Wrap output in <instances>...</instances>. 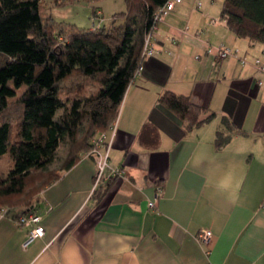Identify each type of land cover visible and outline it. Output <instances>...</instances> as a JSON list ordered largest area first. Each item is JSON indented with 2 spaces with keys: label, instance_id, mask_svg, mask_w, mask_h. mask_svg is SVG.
<instances>
[{
  "label": "crops",
  "instance_id": "0c3cea01",
  "mask_svg": "<svg viewBox=\"0 0 264 264\" xmlns=\"http://www.w3.org/2000/svg\"><path fill=\"white\" fill-rule=\"evenodd\" d=\"M221 7L182 0L158 22V52L145 59L116 119L110 165L122 174L94 189L95 162L82 153L41 193L42 237L25 245L30 225L0 214V264H264V71L254 63L264 62V43L237 37ZM221 45L237 55L219 58ZM166 90L216 116L186 131L158 103ZM223 115L243 132L219 149ZM147 121L160 133L156 148L139 142ZM203 229L213 232L207 243L197 238Z\"/></svg>",
  "mask_w": 264,
  "mask_h": 264
},
{
  "label": "trees",
  "instance_id": "16d2710c",
  "mask_svg": "<svg viewBox=\"0 0 264 264\" xmlns=\"http://www.w3.org/2000/svg\"><path fill=\"white\" fill-rule=\"evenodd\" d=\"M73 1L53 0L56 5ZM166 1L126 0V10L107 19L109 25L105 19L85 30L57 22L43 0H0V161L9 154L12 162L0 173V208L6 215L18 221L36 214L42 191L94 146L100 132H110L145 61V38L155 13ZM98 10L93 8L92 22ZM220 16L237 37L264 43V0H223ZM87 80L99 82V88L88 93ZM158 103L185 121L186 131L216 116L209 107L171 90ZM240 132L223 115L216 147ZM138 139L146 148H156L160 133L147 121Z\"/></svg>",
  "mask_w": 264,
  "mask_h": 264
},
{
  "label": "built area",
  "instance_id": "2783aa9c",
  "mask_svg": "<svg viewBox=\"0 0 264 264\" xmlns=\"http://www.w3.org/2000/svg\"><path fill=\"white\" fill-rule=\"evenodd\" d=\"M182 2V0H167L163 5H161L156 13H155V23L153 25L152 30L146 35L143 55L145 59L149 56H152L158 52V50L154 47V31L157 28L158 22L162 20L164 16L170 13L176 6L177 3ZM201 3H199L200 5ZM102 12L98 10L96 12V16L93 19L92 27L95 28L102 21ZM174 40V39H172ZM217 55L219 58H226L231 55H237V50H233L226 45H221L218 47ZM241 61L245 63L247 59L245 57H241ZM254 63L259 67L260 70L264 71V62L261 58L256 57ZM143 65L138 69L136 76L141 73L143 69ZM261 83V81H260ZM117 131V121L115 120L110 127V132L107 133L102 131L99 133L97 137L93 139L94 146L87 151L88 155H90L96 166V174H95V183L94 189L99 187L102 182L108 181L113 177L119 176L122 174V170L120 168L112 167L110 165V149L112 147V141ZM162 194V188L160 186L157 187V192L155 197L148 202L150 209H156L157 203ZM1 215L5 214V209H0ZM41 216L36 214H29L28 216H21L18 220V223L24 225H30V234L29 239L25 243L28 244L29 241L33 240L37 237H42L45 233V227L41 223ZM213 237V232L209 229H203L197 234V238L201 242H209Z\"/></svg>",
  "mask_w": 264,
  "mask_h": 264
},
{
  "label": "rangeland",
  "instance_id": "374dc122",
  "mask_svg": "<svg viewBox=\"0 0 264 264\" xmlns=\"http://www.w3.org/2000/svg\"><path fill=\"white\" fill-rule=\"evenodd\" d=\"M204 3H209L213 8L218 9L221 7L223 0H202ZM43 6L52 14L53 18L57 22H63L65 24H72L81 29H89L92 27V11L94 7H99L103 10L105 18L112 17L115 13H121L126 10V0H74L71 3L65 5H56L53 0H43ZM50 6V8H48ZM107 25L110 24L109 20H105ZM86 90L88 93L95 91L99 88V82L95 80L86 81ZM63 96L66 94V88L62 87ZM67 95V94H66ZM15 111V110H14ZM12 116L15 114L10 112ZM9 154L3 155V159L0 161V173L5 174L12 165L11 160L8 158ZM35 195H31V199H34ZM1 202V200H0ZM7 208V205L3 206ZM8 209V208H7Z\"/></svg>",
  "mask_w": 264,
  "mask_h": 264
}]
</instances>
